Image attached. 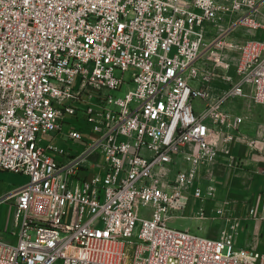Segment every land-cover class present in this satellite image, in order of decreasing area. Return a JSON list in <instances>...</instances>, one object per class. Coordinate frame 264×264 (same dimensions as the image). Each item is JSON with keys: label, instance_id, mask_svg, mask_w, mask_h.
Masks as SVG:
<instances>
[{"label": "built area", "instance_id": "obj_1", "mask_svg": "<svg viewBox=\"0 0 264 264\" xmlns=\"http://www.w3.org/2000/svg\"><path fill=\"white\" fill-rule=\"evenodd\" d=\"M263 12L264 0H0V169L28 178L0 198L14 211L0 264H264L231 232L264 222V200L242 218L218 208V238L167 225L190 193L203 199L205 167L237 141L255 150L227 103L264 105ZM236 15L255 33L207 44L216 22ZM232 53L236 80L219 92ZM80 111L95 135L81 155L41 145L65 129L83 141L67 121Z\"/></svg>", "mask_w": 264, "mask_h": 264}, {"label": "rangeland", "instance_id": "obj_2", "mask_svg": "<svg viewBox=\"0 0 264 264\" xmlns=\"http://www.w3.org/2000/svg\"><path fill=\"white\" fill-rule=\"evenodd\" d=\"M254 33L255 31L251 26L242 24L239 21L238 15L222 17L216 22L215 27L212 28L207 44H210L213 38L218 34L222 35L227 41L236 43L241 42L244 38ZM231 55L229 74L222 77V79H217L216 89L219 92L228 89L236 80L234 72L236 53H232ZM133 72L134 68L126 72L124 74V80L130 82ZM116 75L121 77L122 71L117 70ZM80 78V76H77L75 79V88H78ZM126 90L127 87H124L123 90L115 92L114 94L116 96H122ZM194 105L197 109L202 108V103L199 100H196ZM227 108L242 114L246 121L245 124L250 127L249 131H246V136L248 141H254L255 150L251 152L253 163L248 166L244 165V162H237L236 168L226 167L225 170L213 174L203 171L200 174L197 184V187L203 190V199L194 198L190 193V204L185 210L184 216L171 218L168 221L167 225L171 228L189 231L192 234L202 237L218 238L221 236V232L226 226L225 222L217 217L216 210L218 208L226 209L232 218L244 217L251 207H256L258 210L262 209V202L264 200V177L261 174V168L263 166L262 157L264 156V119L257 121L256 118L255 121V119H252L253 116H251V114L254 115V113H256L259 117L263 118L264 105L257 104L250 98H237L229 101L227 103ZM67 121L83 132L84 140L61 141L56 144L73 155H81L85 151L87 144L95 137V135L91 133V125H89L84 118L81 119L79 116L70 117ZM260 130L261 134L259 133ZM67 132L68 130L65 129L64 133ZM182 162L183 160L179 159L176 165L169 166L168 170L166 169L165 171H169L170 176L173 177L176 171L182 166ZM225 163L228 164V162ZM212 179H216L217 182L214 184ZM27 180V176L0 169V198L8 194L11 187L21 186L25 184ZM213 185H215V189H211ZM201 207L206 211V216L203 219H196L195 215ZM148 211V208L142 207L140 209L141 214L146 215ZM13 212L11 202L0 205V236L6 239L14 238V234L12 233ZM255 220H259V222H252V220L242 221L239 227L232 229L231 232L235 235L239 247H252L258 249L256 244L262 243L264 233H262L263 231H261V228L260 230L258 229L259 226L261 227V220Z\"/></svg>", "mask_w": 264, "mask_h": 264}, {"label": "crops", "instance_id": "obj_3", "mask_svg": "<svg viewBox=\"0 0 264 264\" xmlns=\"http://www.w3.org/2000/svg\"><path fill=\"white\" fill-rule=\"evenodd\" d=\"M237 114H239V115H241L242 116V114H240V113H238L237 111H235ZM251 116H253V118L252 119H255V121H256V118H257V121L258 120H260V119H264V117L263 118H261V117H259L258 116V114H256V113H254V115H252L251 114ZM79 117L81 118V119H83L84 118V114H83V112L82 111H80V113H79ZM70 118V117H69ZM245 119V118H244ZM251 120V119H250ZM245 122L246 121H244V124L242 125V127H241V132L242 133H244L245 135H246V131H249V126L248 125H246L245 124ZM245 125H246V129H245ZM259 133L261 134V130L259 131ZM259 134V135H260ZM51 140H53V143L56 145V146H58V147H60L58 144H56V143H58V142H63V141H69V140H71V139H69L68 138V136H67V133H63V134H47V135H44L43 137H42V141H41V145L42 146H44V147H46V146H48V144L51 142ZM60 148H63V147H60ZM64 149V148H63ZM65 150V149H64ZM66 151V150H65ZM67 152V151H66ZM251 152H252V149L248 146V145H246L244 142H239V141H237V142H235L234 144H232V154H231V156H224L223 154H221L220 155V157L218 158V160L214 163V164H212V165H210V166H207V167H205L203 170H202V172L203 171H206V172H208V173H215V172H219V171H223V170H225V168L226 167H231V168H236V164H237V162H244V165H248V166H250V165H252V163H253V157H252V154H251ZM68 154H70V155H73L72 153H70V152H67ZM57 159H62V158H60L59 156H56V155H54ZM225 162H228V164L227 163H225ZM85 164L87 165L88 164V162H85ZM212 181L214 182V184L217 182V180L216 179H212ZM13 189V187H11L9 190H12ZM211 189H215V185H213V188H211ZM190 197V199H191V196H189ZM189 204H190V201H189ZM204 208L203 207H201L200 209H199V211L197 212V214L195 215V218L196 219H203V218H205V216L202 218V217H200L199 215V213H201L202 212V210H203ZM255 221H257V222H259V220H252V222H255ZM261 227L259 226V230H260V228H261V231H263L262 233H264V222L261 220ZM258 234V233H257ZM259 238H260V235H259ZM263 238H264V236L262 237V243L261 244H256V246H258V249L260 250V251H263L264 252V244H263Z\"/></svg>", "mask_w": 264, "mask_h": 264}]
</instances>
